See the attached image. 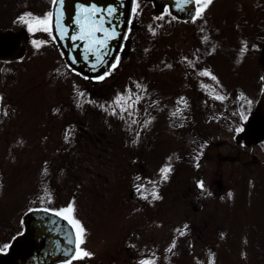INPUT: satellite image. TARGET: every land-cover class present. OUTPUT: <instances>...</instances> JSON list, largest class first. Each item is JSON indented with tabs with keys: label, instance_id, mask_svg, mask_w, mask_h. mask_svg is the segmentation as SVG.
<instances>
[{
	"label": "rangeland",
	"instance_id": "rangeland-1",
	"mask_svg": "<svg viewBox=\"0 0 264 264\" xmlns=\"http://www.w3.org/2000/svg\"><path fill=\"white\" fill-rule=\"evenodd\" d=\"M144 1L140 0L142 8L132 18L123 49L128 54L104 81L84 79L70 72L61 52L51 43L34 51L33 58L22 63L15 79L12 73L0 72L2 106L7 105L9 111L6 117L0 115V247L9 244L23 229L22 217L29 208L42 206L38 200L47 186L54 199H46V206L59 208L75 197V214L87 229L81 247L95 253L71 264H138L141 257L153 252L157 254V264H199L200 260L208 264L209 249L216 253L215 264H264V135L249 128L248 134L240 137L237 131L249 127L262 91L264 41H248V51L237 64L245 39L235 40L227 34L226 0H214L206 9V18L215 25L212 34L202 19L183 23L165 12L163 19L157 20L152 5H144ZM17 2L22 3L23 12L36 8L42 14L50 0H0V25L10 18L7 15ZM149 24L161 26L155 36ZM34 33H39L37 41L49 40L47 32ZM204 35L209 36L207 42L202 41ZM252 44L259 47L252 49ZM183 56L193 60L197 68H210L224 87L221 89L210 77L194 75L193 69L191 75ZM165 64L173 67L166 68ZM56 68L69 74H59ZM194 78L196 88L203 87V80L209 92L213 88L224 92L231 102L192 109L195 119H201L200 127L215 126L208 140L217 147L213 144L204 152L199 168L197 163L177 165L176 144L170 133L167 137L161 133L172 121L173 107L169 102L161 107L143 106L157 119L148 126V139L144 140L146 133L141 134L134 146H150L149 152L129 154L113 148L105 155L96 154L92 135L103 139L101 146H116V137L123 136L122 145L127 147L135 138V132L129 131L124 121L109 115L99 104L109 102L128 85L137 92L136 81L148 85L150 96L144 99L169 100L178 89L193 97ZM74 84L84 89L81 108L76 107ZM89 98L97 103H90ZM56 107L60 113L52 111ZM224 109L226 116L220 117ZM77 115L84 119L82 148L77 140L82 130L79 133L78 128L71 142L63 139L74 120L78 125ZM137 118H146L144 110ZM224 121L228 131L222 129ZM197 132L200 134L199 129ZM21 139L24 143H17ZM170 155L171 161L167 159ZM224 156H230V162H225ZM45 160L47 176L42 173ZM165 163H171L173 171L170 179L160 184L163 199L149 203L134 190L135 177L158 180ZM199 179L205 181L213 195H201L196 185ZM216 180L222 181L221 188ZM184 223L190 230L179 236L175 230L183 229ZM221 232L225 233L223 238ZM174 236L178 237L177 245L172 253L166 252Z\"/></svg>",
	"mask_w": 264,
	"mask_h": 264
},
{
	"label": "snow or ice",
	"instance_id": "snow-or-ice-1",
	"mask_svg": "<svg viewBox=\"0 0 264 264\" xmlns=\"http://www.w3.org/2000/svg\"><path fill=\"white\" fill-rule=\"evenodd\" d=\"M120 4H124L125 0H119ZM213 4V0H175L174 7L181 12H188V18L195 22L197 19H202L205 24H207L206 19V9L209 8L210 5ZM52 7L45 11L42 14H36L32 11H25L21 15L17 17V20L25 25H27L28 30L30 32H36V31H44L49 34L51 37L50 40H33V44L36 46L37 49L41 47L42 44L47 43H55L58 40H64L65 38L69 37V27L62 23V18L64 15L65 10V0H51ZM142 8L140 0H131V17L127 21V23L130 25L132 22V18H135L140 10ZM168 16H172L173 19H178V17L174 16L171 9H165L164 10ZM120 15V11L117 8L115 4H108L106 7H101L97 3H79L76 8V18H75V25L77 26V31L70 36V39L73 41L79 40L84 42V48H85V55L84 59L89 60L92 55L95 56V60L93 61V65L100 64V65H107V68L103 72H99L94 77H91V79H94L96 81H104L106 77L110 76L113 72L117 70L118 64L120 63L119 56H115L112 58V62L109 63L108 59H106L104 56H102V53L110 48V41L113 37H120L123 39L124 37L121 36V33L117 30V26L112 24L111 21L116 16ZM157 20L163 19V16H156ZM161 27L160 25H157L156 27H153L152 24L148 25V29L150 33L155 36L157 33V29ZM203 31V29H201ZM209 40L208 35H204L202 37V41L207 42ZM252 49H256L259 47L257 44L251 45ZM147 52L148 49H145ZM199 52V49L196 50ZM216 51V46L213 45L211 48V52ZM248 51V41L243 40L242 41V47L240 50V58L236 60V63L239 64L244 56V54ZM63 55V53H61ZM72 61H76L77 57L75 55H72L71 57ZM200 57L197 55L196 60H199ZM182 61L187 62V64L190 66L191 69H193V74L197 76H204V77H210L213 81L216 82L217 85L222 89L224 86L221 83L220 79L217 77V75L212 72L210 68L203 67V68H197L196 63L193 60H190L187 56L182 57ZM166 68H172V64H165ZM68 70L70 72H76V68L73 67L71 63L67 64ZM55 72L63 75L69 74L68 72L61 73L60 68L54 69ZM260 80L264 82V75H261ZM203 88L207 89L209 87L208 84H206L203 80L200 81ZM136 89L137 92H133V88L131 85L126 86L125 90L123 92H117L114 96V98L110 102L101 103L99 104L100 108L108 112L109 115L116 117L117 119L124 121L126 127L129 131L135 132V138L132 139L130 142L135 145L139 143L141 131L148 128L152 124L153 121L157 119L156 116L152 115L148 108L144 109V114L146 116L145 119L142 121L138 118L140 113V107L139 102L144 99L145 95H149L148 92V85L141 83L140 81H136ZM73 91L75 92L76 96V107L81 108L82 102L81 98L84 97V91L79 89L78 85L74 84ZM212 97L215 100L224 101L227 98L226 93L218 91L217 89L213 88V91L211 93ZM241 96L244 95L243 92L240 93ZM177 104L176 106L171 110L170 116L171 117H177L179 118V124L176 123V121H170L174 127H182L183 122L186 119L184 110L189 108V102L188 99L185 96H178L177 98ZM4 101V96L2 93H0V104ZM90 103H97L96 101H93L89 98ZM205 103H208V101H205ZM250 103V102H249ZM152 105H155L157 107L160 106L159 100H152L149 107ZM52 111L54 113H60L61 109L59 107L53 108ZM2 115L8 116L9 111L7 105L2 106ZM245 119L247 117H244ZM133 125H139V128L141 131H137L135 128H133ZM74 125L69 126V128H73ZM239 131V129H237ZM74 133L70 130L65 131L64 134V141L65 142H71L70 137L73 136ZM19 144H23L24 141L21 139L17 141ZM205 144L208 142L205 141ZM179 159V156L176 157ZM15 159V157H13ZM169 161L172 160V156L170 155L167 157ZM197 160H199V156L196 157ZM45 167L42 169V173L47 176L49 173V168L47 167L48 161H44ZM196 167L199 168V163L196 164ZM173 171V166L171 163H165L159 170V179L158 180H152L151 178L148 179V185L145 183H134L133 188L136 191V193L143 199L148 201L149 203H152L156 200H162L163 196L160 192V184L164 181H167L170 179L169 174ZM142 177L140 175H137L135 177L136 181H140ZM197 187L201 190V195H208L211 196L213 193L207 189L205 185V181L203 179H199L196 181ZM229 196H232V193H228ZM48 200L51 202L54 197L52 196L51 191L48 190L47 186L44 187L43 193L41 197L38 200V203L42 205L41 207L37 208H29V211H39V212H47L54 214L58 217H62L69 225L73 228L74 234L76 236V239L73 240L72 236L69 235L67 242L69 244H75V251L72 255V259H84L88 257H92L95 255L92 251L88 250L87 248L81 247V244L86 239V232L87 229L85 228L82 221L76 216V205H75V197L72 198L70 202H68L65 206L62 207H49L45 205V200ZM161 225L163 222H160ZM189 225L187 223H184L183 229L177 228L175 231L178 233L179 236H183L186 232H188ZM19 235V233H18ZM225 233L221 232L220 236L223 238ZM177 236H174L171 240V243L167 246L165 249L166 252L172 253V250L177 245ZM246 242V240H245ZM134 247V245H132ZM9 248V244H5L3 247H0V252H5ZM68 251H72V249H69ZM174 254V253H173ZM209 261L208 264H215V257L216 253L209 249ZM243 255H247V253H243ZM167 259V257H165ZM199 260V258H197ZM63 264H71L70 260H65ZM138 264H157V254L153 252L148 257H141L138 260ZM199 264H204V261L200 260Z\"/></svg>",
	"mask_w": 264,
	"mask_h": 264
},
{
	"label": "water",
	"instance_id": "water-1",
	"mask_svg": "<svg viewBox=\"0 0 264 264\" xmlns=\"http://www.w3.org/2000/svg\"><path fill=\"white\" fill-rule=\"evenodd\" d=\"M150 1L153 2L157 14L163 11L165 5H168L174 16L183 20L189 19L188 12L178 11L174 7L175 0ZM79 3H97L101 7L115 4L119 9L120 15L112 19L111 23L117 26V30L124 38L113 37L110 41V48L102 53V56L111 63L112 58L118 56L128 31L129 24L127 21L131 17V0H125L124 4H120L119 0H65L62 23L69 27V37L58 40L57 43L68 64L71 63L83 75L95 76L98 71L103 72L107 65L97 63L94 66V55L89 60H85L84 42L70 39V36L77 31L74 21ZM15 35L12 32L0 31V57L5 55L4 42L14 39ZM72 55L77 57L76 61L71 60ZM251 123L256 130L264 131V88L252 114ZM23 224V232L14 237L6 252L0 253V264H59L72 258L75 244H69L67 239L71 235L72 239L75 240L76 236L67 220L51 213L31 211L23 217ZM69 249H72V251H68Z\"/></svg>",
	"mask_w": 264,
	"mask_h": 264
},
{
	"label": "flooded vegetation",
	"instance_id": "flooded-vegetation-1",
	"mask_svg": "<svg viewBox=\"0 0 264 264\" xmlns=\"http://www.w3.org/2000/svg\"><path fill=\"white\" fill-rule=\"evenodd\" d=\"M226 2H228V5L226 4L225 6L226 8L225 21H226V30H227L228 36L234 38L235 40L245 39L249 41H264V0H226ZM50 3H51V0L49 2V5L45 9V11L49 10L52 7ZM144 3H145L144 5H148L146 1ZM17 4L18 5L14 7V10L8 13L7 16H9L10 18H8L5 23L0 25V30H3V31L20 32L23 29L27 31V34L21 35V36L18 35L14 39H10L9 41H7L4 45L6 52L9 54H8V58L0 59V72L3 74L5 72L14 74L13 79L16 78L15 76L16 72L18 70L19 71L22 70V63L30 60L31 57L33 58V54L38 50L36 46L33 44V40H35V37L39 34V33L30 32L28 30L27 25L17 20V17L21 15L22 13H24L23 7H21L22 3L17 2ZM29 10L30 11L35 10L33 13L41 14V12L38 11V9L36 8L35 9L30 8ZM164 14H165V11H164ZM207 24H206L207 29H209V32L212 34L215 31L214 30L215 25L208 19H207ZM46 36L48 37L49 35L46 34ZM127 54H128L127 51H124L122 48L119 54V58H120L119 65L121 64L122 58H124ZM189 73H192L191 68H189ZM109 77H111V75ZM194 80L196 79L194 78ZM193 84H194V87L192 88L190 87L191 84L189 85V87L193 89V92H192L194 93L193 97L187 96V94H183L182 89H178L173 94V96L170 97L171 99L169 100H167L166 98H159V99L157 98L148 99L147 98V99L141 100L139 102V106L141 107L149 106L152 100H159L160 106L167 104V102H169L171 105H176L177 104L176 98L178 96H185L188 99L189 106L214 104V99L212 97H208L209 96L208 93L206 94V97H205V94H203V89H200L198 91V88L195 87L196 83H193ZM208 89L209 88H207L206 90ZM9 99L13 100L11 98ZM205 101H208V103H205ZM75 117H77L78 125H76L75 120L72 122L74 125V128L71 131L74 133V135L77 134V128L82 130L83 128L82 125L84 123L81 117L78 118V115ZM174 121H176L177 124H179L180 122L179 118L177 117H175ZM187 121H188V118L186 117V119L183 122L182 127H174L172 123H170L169 126L166 124L164 129L161 130L162 135L166 134V137L168 133H170L169 137L173 139V142H175L176 144L175 150L176 152H179V153L188 152L186 151L187 145L188 147L190 146L191 148H194L198 142V139H197L196 142H192L191 145H189L187 139L182 137L183 132L187 125L184 123ZM132 127L135 128L137 131H141L139 128V125H133ZM147 130L148 128L141 131V134L146 133L144 140L148 139V137L150 136ZM166 137L162 138V143H165ZM117 138L119 139V144H117L116 146H101L103 144L102 143L103 139L97 137L98 145L95 146L96 151L100 154H107L109 152H112L114 148V149H117L118 151L132 154L134 152L146 153L152 149V147L150 146H145L142 149V147H135L133 144L126 147L122 145L123 141L125 140L124 137L123 136L120 137L121 141L119 137H116V139ZM129 138L130 137H128L127 139ZM132 139H134V137ZM81 140L82 138L79 137L78 139L79 143L82 142ZM223 145L226 146V143H223ZM208 148H211V146H209ZM223 160H225L226 162H229L230 156H224ZM184 162H185V158L183 156H181L177 160L178 165ZM142 171L144 172V168L142 169ZM132 196H134V194H132Z\"/></svg>",
	"mask_w": 264,
	"mask_h": 264
},
{
	"label": "trees",
	"instance_id": "trees-1",
	"mask_svg": "<svg viewBox=\"0 0 264 264\" xmlns=\"http://www.w3.org/2000/svg\"><path fill=\"white\" fill-rule=\"evenodd\" d=\"M198 148H199V146H198V147L195 146V148H194V152H195V153L198 152Z\"/></svg>",
	"mask_w": 264,
	"mask_h": 264
}]
</instances>
